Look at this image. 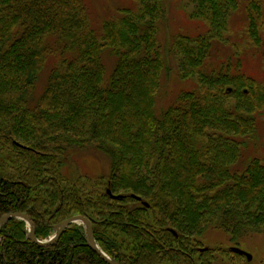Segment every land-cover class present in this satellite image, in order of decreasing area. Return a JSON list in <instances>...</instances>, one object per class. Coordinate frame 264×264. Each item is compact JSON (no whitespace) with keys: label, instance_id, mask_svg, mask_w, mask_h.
<instances>
[{"label":"trees","instance_id":"obj_1","mask_svg":"<svg viewBox=\"0 0 264 264\" xmlns=\"http://www.w3.org/2000/svg\"><path fill=\"white\" fill-rule=\"evenodd\" d=\"M134 1L104 20L99 37L84 0H0V218L22 211L45 239L61 221L86 216L122 264H214L217 254L241 264L242 252L203 241L211 229L237 246L264 233V159L239 168L264 113V83L243 72L240 52L211 61L241 1L191 0V18L206 28L177 34L169 62L194 84L160 117L156 98L171 71L158 37L166 1ZM263 1L245 7L256 45ZM53 39L60 49L47 72ZM105 52L117 57L109 81ZM94 151L107 171L77 180L64 173L71 152ZM0 236V264H109L83 225L50 246L33 243L20 218Z\"/></svg>","mask_w":264,"mask_h":264},{"label":"rangeland","instance_id":"obj_2","mask_svg":"<svg viewBox=\"0 0 264 264\" xmlns=\"http://www.w3.org/2000/svg\"><path fill=\"white\" fill-rule=\"evenodd\" d=\"M166 11L164 18L159 26V39L163 45V52L168 58L167 63L171 67L170 73L163 75L161 89L156 98V114L161 116L164 111L175 102L179 92L182 89L193 87L192 80L182 81L178 79L176 65L170 60V48L173 46L174 39L179 33L194 35L205 30V25L198 20L191 18L193 4L191 0H165ZM241 7L235 12L230 19L229 33L227 44L217 45L214 57L211 61L217 62L220 56L226 54L230 56L234 52H240L243 61V72L256 80L264 83V26L261 30L262 39L261 45H256L248 36L245 26L247 24L246 4L248 0H240ZM90 15L92 29L100 37L102 35V25L106 19H115L120 15V9L124 7H135L134 0H84ZM264 7V1H263ZM52 56L48 61V68L53 66V48L60 49L54 39L50 41ZM103 59L106 65L105 81H109L112 74L117 57L103 54ZM234 62H237L235 57ZM46 72V74H47ZM46 74L43 76L41 84L37 85L38 95L44 90L43 84L46 80ZM258 133L251 136L243 145L242 158L239 162V168L243 169L249 164L253 158L264 159V113L258 116ZM106 158L94 152H71L69 163L64 168V173L77 180L80 176L99 175L107 171ZM86 174V175H84ZM81 225L82 224H78ZM55 226V225H54ZM84 227V225H83ZM85 228V227H84ZM56 232L55 227L51 234L45 239L50 238ZM204 243L208 247L234 249L242 252L245 257L241 264H264V233L252 234L240 241L237 246L231 242L230 234L221 229H211L207 232ZM164 264H170L165 262ZM214 264H231L228 257L217 254Z\"/></svg>","mask_w":264,"mask_h":264},{"label":"water","instance_id":"obj_3","mask_svg":"<svg viewBox=\"0 0 264 264\" xmlns=\"http://www.w3.org/2000/svg\"><path fill=\"white\" fill-rule=\"evenodd\" d=\"M108 193L115 198L122 197V195H114L110 190H108ZM134 197L138 200H141V197H139L137 195H134ZM144 204L149 205L148 202H144ZM11 218H20V219L26 220L28 225H29V237H30L31 241H33L34 243H36L39 246L53 245L54 243H56L60 239L62 234L67 230L68 227H70V225L76 224V223L83 224L85 226V229H86L87 244L95 252H97L105 261H107L109 264H122L121 261L111 257L105 251H103V249H101V247L97 243L92 222L86 216L74 215V216H71V217L63 220L62 222L58 223L55 227L56 233L51 238H49L47 240H40L37 237L36 227H35L33 220L31 219V217L29 215H27L26 213H24L22 211L13 212V213H10L8 215L3 216L0 219V229H1L2 225L4 223H6ZM0 243H1V237H0Z\"/></svg>","mask_w":264,"mask_h":264},{"label":"bare ground","instance_id":"obj_4","mask_svg":"<svg viewBox=\"0 0 264 264\" xmlns=\"http://www.w3.org/2000/svg\"><path fill=\"white\" fill-rule=\"evenodd\" d=\"M8 214H10V213H7V214H5V215H8ZM5 215H4V216H5ZM2 217H3V216H2ZM2 217H1V218H2ZM1 218H0V219H1ZM70 226H71V225H70ZM68 228H69V227H68ZM68 228H67V229H68ZM94 232H95V231H94ZM0 237H1V236H0ZM86 240H87V239H86ZM1 242H2V237H1ZM32 242H33V241H32ZM33 243H34V242H33ZM97 243H98V242H97ZM0 244H1V243H0ZM98 244H99V243H98ZM99 246H100V245H99ZM100 247H101V246H100ZM101 249H102V248H101ZM103 251H104V250H103Z\"/></svg>","mask_w":264,"mask_h":264},{"label":"flooded vegetation","instance_id":"obj_5","mask_svg":"<svg viewBox=\"0 0 264 264\" xmlns=\"http://www.w3.org/2000/svg\"><path fill=\"white\" fill-rule=\"evenodd\" d=\"M29 149L34 150V149H32L31 147H29ZM34 152H36V150H34ZM37 154H40V152L37 151ZM56 225H57V224H56ZM56 225H55L54 227H56ZM55 229H56V228H55Z\"/></svg>","mask_w":264,"mask_h":264}]
</instances>
